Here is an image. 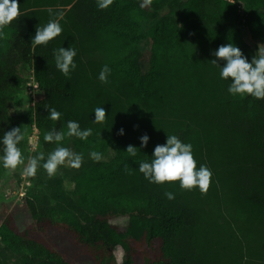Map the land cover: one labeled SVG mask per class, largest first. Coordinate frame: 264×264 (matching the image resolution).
<instances>
[{
    "label": "trees",
    "instance_id": "obj_1",
    "mask_svg": "<svg viewBox=\"0 0 264 264\" xmlns=\"http://www.w3.org/2000/svg\"><path fill=\"white\" fill-rule=\"evenodd\" d=\"M181 1L153 0L141 9L142 0H114L99 10L96 0H18L19 17L0 39V140L14 127L25 132L9 104L27 67L40 93L29 116L42 151L32 156L46 160L58 145L45 142V133H66L68 121L93 134L86 141L65 136L59 145L83 155L79 169L61 166L55 174L70 175L69 193L53 177L45 183L41 166L31 179L44 182L54 203L27 199L31 222L23 229L11 213L0 215V264H117V247L120 264H264V100L229 94L231 81L211 63L229 43L251 62L264 44V0ZM60 11L61 35L33 50L36 28ZM143 21L154 28L146 31ZM146 38L151 48L140 53ZM60 47L77 52L69 77L55 66ZM104 65L111 69L106 84L98 79ZM45 105L61 113L59 121ZM96 107L106 110L103 124L93 122ZM167 135L190 143L197 167L211 170L206 195L149 183L139 172ZM109 150L108 161L90 158ZM118 218L126 223H112Z\"/></svg>",
    "mask_w": 264,
    "mask_h": 264
},
{
    "label": "clouds",
    "instance_id": "obj_2",
    "mask_svg": "<svg viewBox=\"0 0 264 264\" xmlns=\"http://www.w3.org/2000/svg\"><path fill=\"white\" fill-rule=\"evenodd\" d=\"M99 10H106L113 4L114 0H96ZM153 0H142L139 7L141 9L148 8L152 5ZM20 5L18 0H0V39L6 38L4 29L8 27L15 19L19 17ZM49 15L53 16V12L49 9ZM63 12H57L55 17L43 27H37L34 37L31 41V48L36 49L37 46L47 45L50 41L61 35L63 29L59 20L63 19ZM54 60L56 68L65 76L69 77L70 72L77 65L74 63V57L77 55L73 47H60L54 50ZM216 59L211 63L220 68V78L230 80L228 92L232 96L253 97L256 100H264V44L258 46L256 55L251 62L244 56L239 47L229 43L221 45L213 53ZM217 61H223L221 67ZM111 69L104 65L101 69L98 79L101 83H108V76ZM45 109L49 112L48 118L52 121H59L61 113L54 107L45 105ZM94 123L103 124L106 119V110L103 107L94 109ZM92 129L81 130L80 125L76 121L67 122V132L57 131L53 129L44 135V141L47 143H56L58 146L47 156L39 153L36 156H30L25 164V159L21 149L18 147L20 142L24 140L25 134L21 132V127H14L7 131L2 140H0V164L11 175L17 168L24 165L22 176L25 178H34L39 167H43L49 178L55 176L57 170L61 166H69L79 169L82 166L83 155L72 152L67 147L59 146L65 139V136L71 138L76 137L79 140L86 141L91 136ZM119 135L124 134V130H119ZM141 147H146L149 141L147 134L140 137ZM35 150V149H34ZM126 152L130 157L137 156V148L129 145ZM90 158L99 162L103 159V155L97 151L90 152ZM41 161L44 163L41 165ZM139 172L149 182L157 185L165 183H178L181 191H192L198 189L201 195H206L212 180V172L206 165L197 167V161L194 158L192 145L183 143L176 135H167L165 144H157L154 148L151 161H141L138 165ZM127 170V165H125ZM167 199L175 198L174 193L165 192ZM122 253L117 255V264H120Z\"/></svg>",
    "mask_w": 264,
    "mask_h": 264
},
{
    "label": "rangeland",
    "instance_id": "obj_3",
    "mask_svg": "<svg viewBox=\"0 0 264 264\" xmlns=\"http://www.w3.org/2000/svg\"><path fill=\"white\" fill-rule=\"evenodd\" d=\"M181 2L183 3L184 0ZM142 25L146 31L150 32L154 28L155 22L147 23L143 21ZM150 48L151 41L148 38L141 40L137 47L138 52L140 53H145L149 51ZM24 75L25 83L23 84L20 93L17 94L10 102L9 109L12 114L18 117L24 127L25 146L21 152L26 164L28 158L32 156L33 153L42 151V148L38 144V131L35 129L34 125L31 124V117L29 116L30 108L39 98L40 93L37 90L33 91V89H31V87L27 84L31 83L34 79L32 69L28 67L25 68ZM113 157L114 153L109 150L103 156L102 161H108ZM23 167L24 165H21L14 173L9 175L6 173L2 164H0V215L4 212L5 215L11 213L20 229H23L31 222V215L25 208L27 199L36 200V202L39 201L40 204H44L46 200L49 202L48 204L54 203L49 198L50 190L48 188L45 189L43 184L44 182L48 183L46 181L50 179L49 176H45V181L40 182L42 184H36L31 178H25L22 176ZM64 168L69 169L70 167L64 166ZM53 178L56 181V186L64 190L66 193H69L73 189L74 184L70 180V175L68 173L62 172L55 177L53 176ZM112 223L123 225L126 223V218L112 220ZM2 247L3 245L0 240V249ZM121 253V249L117 247L115 249L116 258L117 255H120Z\"/></svg>",
    "mask_w": 264,
    "mask_h": 264
},
{
    "label": "built area",
    "instance_id": "obj_4",
    "mask_svg": "<svg viewBox=\"0 0 264 264\" xmlns=\"http://www.w3.org/2000/svg\"><path fill=\"white\" fill-rule=\"evenodd\" d=\"M32 82H33V85H32ZM32 82L31 83H27L28 84V86H30L31 87V89H33V91L35 90H37V83H36V81L33 79L32 80Z\"/></svg>",
    "mask_w": 264,
    "mask_h": 264
}]
</instances>
